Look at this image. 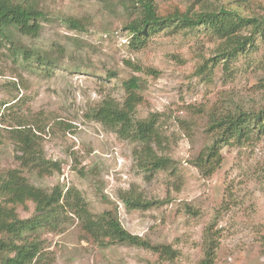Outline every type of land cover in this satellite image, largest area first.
Wrapping results in <instances>:
<instances>
[{
	"label": "rangeland",
	"instance_id": "374dc122",
	"mask_svg": "<svg viewBox=\"0 0 264 264\" xmlns=\"http://www.w3.org/2000/svg\"><path fill=\"white\" fill-rule=\"evenodd\" d=\"M35 1L47 15L39 35L0 37V172L21 168L10 129L28 128L44 156L60 165L43 176L23 169L30 183L76 188L94 214L116 209L128 231L176 251L167 260L145 247L101 246L69 214L58 230L40 233L36 264H199L210 225L218 240L214 264H264V136L224 146L211 175L194 161L213 142L207 131L212 111L264 106V35L225 64L217 51L221 40L204 26L160 29L133 48L126 29L131 14L119 0ZM156 1L162 14L190 5ZM212 1L264 13V0ZM68 18L80 19L85 30L72 28ZM18 47L29 49L31 58L16 55ZM133 77L140 85L134 116L157 114L161 144L154 155L167 159L165 168H146L143 144L95 116L105 99L123 106L125 83ZM125 194L153 205L131 207ZM34 209L28 202L18 212L25 218Z\"/></svg>",
	"mask_w": 264,
	"mask_h": 264
},
{
	"label": "trees",
	"instance_id": "16d2710c",
	"mask_svg": "<svg viewBox=\"0 0 264 264\" xmlns=\"http://www.w3.org/2000/svg\"><path fill=\"white\" fill-rule=\"evenodd\" d=\"M119 1L131 14L132 19L126 24V29L132 36L129 42L133 48L145 45L147 38L160 29L174 27V30H189L204 26L221 40L217 51L225 59L221 62L227 64L239 54L248 51L257 34L264 35V13L246 14L233 5L222 3L215 6V1L212 0H187L190 5L186 10L176 8L168 14L160 12L156 0ZM46 19L45 11L35 0H0V37L7 40H14L17 34L38 36L42 29L41 22ZM66 22L72 28L85 30L80 19L68 18ZM14 52L25 59L32 56L27 48L18 47ZM38 58L41 59V56ZM125 87L128 96L123 106L112 99H105L96 109L95 116L105 125L118 129L121 135L143 144V157H150L149 166L146 168H165L167 159L154 155V145L161 144L156 129L157 114L147 119H136V105L140 101L138 78H131L125 83ZM210 115L207 131L213 134V142L194 160L195 165L207 176L220 166L221 150L224 146H240L251 142L255 136H264V106L232 109L226 105L220 111H212ZM10 130L19 148L20 154L17 158L21 168L0 172V264H36L43 250L40 233L45 230H58L71 219L69 214L78 219L84 236L96 244L145 247L158 253L161 258L174 259L176 251L170 245L153 244L150 240L128 231L122 225L116 209L94 214L76 188H69L64 192L59 185L52 190H46L30 183L23 174V169L43 176L59 170L60 165L44 156L38 148L35 139L37 135L31 130ZM1 142L0 127V144ZM122 199L134 208H148L153 205L152 201L127 194L122 195ZM28 202H32L35 209L33 215L23 218L18 207L27 206ZM215 234L213 226H208L204 234V256L199 264H214L218 248ZM262 240L264 243V236Z\"/></svg>",
	"mask_w": 264,
	"mask_h": 264
}]
</instances>
